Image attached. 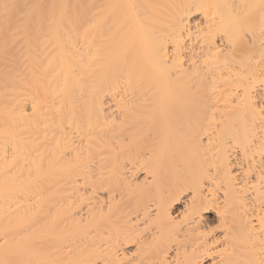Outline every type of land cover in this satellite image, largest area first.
I'll use <instances>...</instances> for the list:
<instances>
[{
    "label": "bare ground",
    "instance_id": "bare-ground-1",
    "mask_svg": "<svg viewBox=\"0 0 264 264\" xmlns=\"http://www.w3.org/2000/svg\"><path fill=\"white\" fill-rule=\"evenodd\" d=\"M0 264H264V0H0Z\"/></svg>",
    "mask_w": 264,
    "mask_h": 264
}]
</instances>
